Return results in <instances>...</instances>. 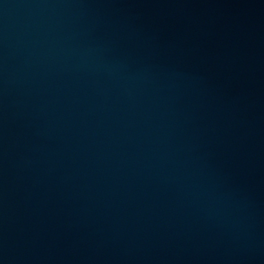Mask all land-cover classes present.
Instances as JSON below:
<instances>
[{"label":"water","instance_id":"95a60500","mask_svg":"<svg viewBox=\"0 0 264 264\" xmlns=\"http://www.w3.org/2000/svg\"><path fill=\"white\" fill-rule=\"evenodd\" d=\"M0 264H264V0H0Z\"/></svg>","mask_w":264,"mask_h":264}]
</instances>
